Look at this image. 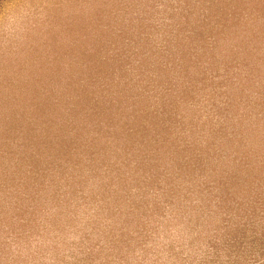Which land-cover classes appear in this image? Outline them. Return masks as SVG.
Returning <instances> with one entry per match:
<instances>
[{
  "label": "rangeland",
  "instance_id": "1",
  "mask_svg": "<svg viewBox=\"0 0 264 264\" xmlns=\"http://www.w3.org/2000/svg\"><path fill=\"white\" fill-rule=\"evenodd\" d=\"M0 264H264V0H0Z\"/></svg>",
  "mask_w": 264,
  "mask_h": 264
}]
</instances>
